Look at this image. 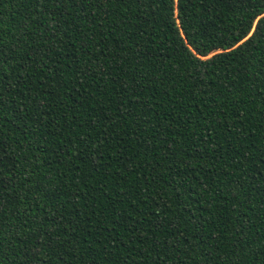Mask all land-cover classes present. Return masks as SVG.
I'll return each instance as SVG.
<instances>
[{
	"label": "trees",
	"instance_id": "trees-1",
	"mask_svg": "<svg viewBox=\"0 0 264 264\" xmlns=\"http://www.w3.org/2000/svg\"><path fill=\"white\" fill-rule=\"evenodd\" d=\"M114 3L0 0V38L36 60L33 88L44 78L39 123L7 118L3 169L40 189L18 188L45 222L36 264H264V39L201 79L177 37L183 25L210 48L255 28L264 0H186L182 20L154 0ZM50 26L62 44L42 39ZM31 239L5 233L0 264H24Z\"/></svg>",
	"mask_w": 264,
	"mask_h": 264
},
{
	"label": "snow or ice",
	"instance_id": "snow-or-ice-1",
	"mask_svg": "<svg viewBox=\"0 0 264 264\" xmlns=\"http://www.w3.org/2000/svg\"><path fill=\"white\" fill-rule=\"evenodd\" d=\"M38 2L43 4L47 0H38ZM97 2L103 3L106 10L109 4H112L113 7L116 6L114 0H97ZM185 2L186 0H154L153 7L158 4L162 8L168 9L169 12L175 10L177 18L182 20V9ZM234 2L243 3L245 0H234ZM61 3H67V0H53L54 7H59ZM260 12L262 15L259 17L255 14L252 17L253 20H258L255 28H253L251 23L241 25L239 33L232 32L233 38H228L227 33H225L221 42L219 44L214 43L210 48L202 46L203 42L199 41L192 32L181 25V30L177 32V37L183 36L182 52L186 56L188 64L194 68L193 78L200 76L203 79V75L209 71V66L215 64L218 60L224 59L226 56H235L237 53H250L252 47L255 46L256 39L258 37L264 39V5L261 6ZM64 32H66V29L62 26L57 28L50 26L47 35L42 39L46 43H52L55 40L57 43L62 44ZM68 39H71V37L69 36ZM25 41H27L26 36ZM22 51L19 40L12 43L0 38V241H3L5 233H7L9 238L24 236L31 239L34 237V239H31L33 247H27L24 250V264H36L37 258H43L44 256L41 245L46 240V234L43 231L45 222L43 217L38 216L33 206L23 203L26 197L23 192L18 191V188L26 185V191L33 194L40 189L38 186L29 185L26 177H20L12 170L7 173L3 171L8 166L10 147L7 136V118L13 119L16 124H21V122L26 124L28 121L25 120V110L29 109L38 116V119L32 122L39 123V120L43 118L45 109L43 100L37 94L38 90H43L44 88V78L43 76L39 78L37 88L31 86L27 74L34 71L31 66L36 64V60L29 56H22ZM251 63V56H242L243 71L249 78L252 76L249 71ZM44 71H47V69L44 68ZM257 74H264V58L261 59L257 68ZM17 89L20 91L18 92ZM21 92L24 93L23 96L20 95ZM9 100H11V104H9ZM10 111L12 113L11 117L9 116ZM24 155L27 156V152ZM255 163L260 165L262 161L256 160ZM255 177H264V167H258L257 172L253 174V178ZM250 196L251 194L249 193ZM242 198L240 194H236L238 202ZM14 200L17 202L15 205H13ZM6 207H14L15 210L12 212L3 211ZM261 208L264 209V202L261 203ZM13 216L16 219H11ZM214 239L218 241L220 238L217 236ZM47 246L51 247L52 245L48 244ZM233 247H236L235 243H233ZM0 251H2V245H0ZM208 255H212L211 248L208 249ZM10 258L15 260V257ZM211 264H215V261L213 260ZM227 264H240V261L238 258H234Z\"/></svg>",
	"mask_w": 264,
	"mask_h": 264
}]
</instances>
